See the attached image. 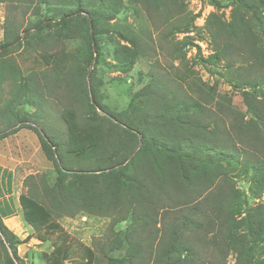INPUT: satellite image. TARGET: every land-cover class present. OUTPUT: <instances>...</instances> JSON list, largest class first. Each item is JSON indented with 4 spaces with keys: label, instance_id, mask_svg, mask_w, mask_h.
Listing matches in <instances>:
<instances>
[{
    "label": "trees",
    "instance_id": "trees-1",
    "mask_svg": "<svg viewBox=\"0 0 264 264\" xmlns=\"http://www.w3.org/2000/svg\"><path fill=\"white\" fill-rule=\"evenodd\" d=\"M17 1L20 8H36L35 15L43 8L47 14L23 30L27 32L23 40L22 25L6 18L0 44V54L4 56L0 77L9 65L4 58L10 49L23 47L38 52L43 45L56 41L85 40L81 49L56 58L51 55L44 73L47 81L63 86L70 101L69 108L61 112L67 126L65 137L42 121L47 102L35 81L37 74L28 77L23 85H14L7 100L0 93V140L22 129L32 130L57 174L53 186L45 177L43 180L52 209L32 196L19 195L24 223L39 242L52 247L51 252L43 253L45 263L206 264L198 250L213 244L223 264L230 251L236 255L235 264H264V157L241 156L234 141L211 129L212 122L205 119L207 105L230 104L231 99L219 97L217 86L196 75L185 83L189 95L168 92L169 85L150 72L148 85L132 96L126 109L112 110L106 102L103 77L112 71L126 74L138 60L149 57L155 50L153 28H167L166 39L195 29L200 15L189 10L190 0ZM202 1L215 10L197 33L203 40L209 35L214 54L202 57L194 39L185 38L175 43V57L185 61L188 47L193 46L205 65L217 66L226 60L231 69L234 63L229 61L230 55L236 50L239 55L247 51L248 61L264 70V0ZM232 6L231 19L227 21L224 16ZM140 9L146 12L150 25L142 23L135 28L126 16L132 14L140 19ZM115 20L120 21L119 30L101 29V21ZM2 82L0 79V85ZM236 85L247 89L243 93L251 119L246 120L245 114L239 116L235 128L238 132H254L250 141L264 148V72ZM258 99L261 105L254 102ZM26 105L36 107L35 114L28 113ZM250 147L255 149L254 144ZM75 164L78 167L74 171ZM236 179L250 183V194L237 188ZM7 183L11 188V175ZM173 198V223L155 249L156 232L148 231L149 240L145 242L139 230L143 233L156 225L163 200ZM257 200L260 201L255 207ZM53 210L69 218L81 213L107 217L117 214L112 227L127 221L132 226L116 232L107 248L95 252L74 240L55 219ZM13 213V209L9 214L0 209L1 264H16L10 250L20 264H25L18 253L24 242L5 224ZM191 232L194 240L187 236ZM123 249V257L113 256Z\"/></svg>",
    "mask_w": 264,
    "mask_h": 264
},
{
    "label": "rangeland",
    "instance_id": "rangeland-1",
    "mask_svg": "<svg viewBox=\"0 0 264 264\" xmlns=\"http://www.w3.org/2000/svg\"><path fill=\"white\" fill-rule=\"evenodd\" d=\"M201 1L202 0H192L189 10L195 13L202 10L203 17L205 18L208 14L214 12V9L207 6L205 3H203V5ZM232 8L233 6L226 10L224 19L227 21L231 19L229 15L231 14ZM35 9L36 8H29V6L24 5L20 8V4H18L17 0H8L6 3H0V44H2L4 40V24L6 18L9 17L10 20H15L16 23L22 25L21 37L23 40L27 34V32H23V30L36 23L38 20H41V18L47 14L46 9L43 8L39 11L40 13L38 15H35ZM25 10H27V13ZM140 11V19L132 14L126 16L127 21L135 28H139L142 23L149 24L147 16L145 15L146 12H143L141 9ZM153 18L154 17L151 18L152 20L150 19V22L153 21ZM156 23L157 26L160 25L159 21H156ZM119 24V20L111 22L101 21L100 27L102 30L114 32L120 29ZM204 24L205 22L203 20L196 21L194 30H191L188 34L177 33L173 39L165 38L168 31L167 28H153L152 36L155 50L152 51L149 57L138 60L134 68L126 74L112 71L106 73L103 77L106 102L111 106L112 110L122 111L126 109L129 106L132 96L148 85L150 79L148 73L150 72H153V74L163 79L169 85L168 92L174 91L176 93L189 95L186 90L187 81L196 75V77L201 78L204 82H210L214 86H217L219 97L227 96L231 99L230 104H228L229 102L227 101L221 105H219L218 102L207 105L205 119L206 122H212L211 129L218 130L226 138L234 141L238 150L241 151V156L243 153L248 157H252L254 154L264 157V152L262 151L264 148L261 144L259 142L250 141V137L255 136L254 132H238V128H235V125H239L240 119L237 120L239 116L242 118L241 115L245 114L246 120L251 119V115L246 113L248 107L244 99L245 93H243L247 89L241 90L235 87L237 86L236 83L241 80L258 77L264 72L263 68L255 67L251 61H248L247 51L239 55L236 50V53L233 52L230 55L229 61L234 63L231 69L228 68V62L226 60L219 63L217 66L205 65L199 60L200 57L197 54L198 49L193 46L188 47V52L183 62L178 60V58L175 57L176 54L173 53L175 43L182 42L185 38L194 39L196 44L197 42H201L197 40H202L204 37H199L197 28H202ZM46 32L47 31H43V33ZM206 39L210 42V47H207L206 42L199 43V45L202 44L203 46L200 45L204 52L201 56L204 58H208L210 54H214L213 45L211 43L212 39L209 35H206ZM231 43H233V41H231ZM84 45L85 40L74 38L67 41H56L49 46L43 45L38 52L25 50L23 47L10 49L8 56L4 58L9 65L5 73L2 74L3 77H0L3 81L0 85L2 99L7 100L10 97V94L14 90V85H23L28 77L37 74L35 81L37 80V83L40 85V90L45 95L47 102L46 107L41 113L43 117L42 121H46L48 128H51L55 133L65 137L67 134V126L61 119V112L69 108L70 101L63 86H55L53 83L47 81L44 73L47 68V60L48 62L51 61V55L56 58V56L62 53L81 49L85 47ZM0 51L2 52V49ZM3 57L4 56L0 54V61ZM91 70L93 73L94 62L93 65H91ZM0 72L3 73V67H0ZM193 72H195V74H193ZM15 78L16 80H14ZM195 84L196 83L193 85V90L195 89ZM248 92H251L250 89H248ZM192 94L196 96L194 91H192ZM171 95L172 94H169V96ZM203 96L204 95H202V98ZM25 98L27 99L28 97ZM219 101L222 103L220 99ZM2 102H0V107H2ZM254 102L261 105L258 103L260 102L259 99L254 100ZM26 110L33 115L37 109L34 106L26 105ZM40 144L38 135L29 129H22L18 133L0 140V178L3 177V181H5L6 178L9 179L11 175L13 180L12 193L10 192V187L9 191L5 188L4 193L0 188V196L3 198L0 201V209L3 211L5 210L9 214L12 212L10 202L12 206H15V215L11 218H6L5 224L24 242V244L18 247V253L25 264H46L43 260V253H49L52 250L49 243L39 242L35 238L32 229L24 223L18 202L19 195L23 193L34 197L40 203L52 209L45 195L43 180L45 177L49 185L53 186L57 174L53 165L44 156ZM251 144H254L255 149L250 147ZM77 167L78 166L75 164L73 170H77ZM235 181H237V188L250 194V183L247 180L236 179ZM10 193L11 197L9 202L5 196ZM249 202H252V200L250 199ZM255 202L256 204H253V206L256 207L259 200ZM162 204L163 208L157 216L156 225L146 229L143 233L142 230H139L140 228H138V226L133 225L134 229L139 230V234L142 235V239L145 242L149 240L148 231L152 230L156 232L155 243L157 244L154 245L155 249L159 246L158 241L162 239L165 234H168V226L173 223L172 217L175 214L174 207L176 205V198L163 200ZM53 215L74 240L87 247H91L95 252H101L102 249L107 248V244L115 240L116 232H124L132 226L130 225V221H127L112 227L113 219L118 216L117 214L107 217L81 213L73 218H69L60 217L57 215L56 211L53 210ZM190 235L192 236L191 240H194V234L191 232L187 236ZM210 238L212 237L208 239ZM125 249L119 253H113V256L123 257L126 253ZM198 252L202 254V262H206V264H210V262L216 264V261H218L219 264L224 263L223 258L218 252V248L213 244L206 248H200ZM2 262L3 257L0 256V264ZM235 262L236 255L230 251L226 259V264H235Z\"/></svg>",
    "mask_w": 264,
    "mask_h": 264
},
{
    "label": "crops",
    "instance_id": "crops-1",
    "mask_svg": "<svg viewBox=\"0 0 264 264\" xmlns=\"http://www.w3.org/2000/svg\"><path fill=\"white\" fill-rule=\"evenodd\" d=\"M12 184H13V180H12ZM12 184H11V188H10V192H11V193H12V191H13ZM0 188H1V190H2L3 193H4V189H5V188H6V190L9 191V186H8V183H7V178H6L5 181H3V177L0 178ZM11 193H10L9 195L5 196V197L8 199L9 202H10ZM2 199H3V198L0 196V201H1ZM18 202H19V198H18ZM10 205H11L13 211H14V213H13L12 216H14L15 213H16L15 206H14V205L12 206V203H11V202H10ZM19 207H20V205H19ZM16 208H17V207H16ZM20 209H21V208H20ZM12 216H10V217H8V218H11ZM5 221H6V219H5Z\"/></svg>",
    "mask_w": 264,
    "mask_h": 264
},
{
    "label": "built area",
    "instance_id": "built-area-1",
    "mask_svg": "<svg viewBox=\"0 0 264 264\" xmlns=\"http://www.w3.org/2000/svg\"><path fill=\"white\" fill-rule=\"evenodd\" d=\"M191 1L192 0H190V4H191ZM202 2V4H203V1H201ZM204 5V4H203ZM207 6H210L211 8H213L214 9V7L213 6H211V5H209V4H206ZM190 6V5H189ZM215 10V9H214ZM195 15H200L198 18H197V20L196 21H199V20H203L204 22H206V19H207V17L208 16H206L205 18L203 17V12H202V10L201 11H199V12H197V13H195V12H193ZM209 15V14H208ZM205 25V24H204ZM204 27V26H203ZM202 27V28H203ZM197 41H201V42H203V43H205L206 42V45H207V47H210V42L209 41H207V40H197ZM201 42H197V44L195 43V41H194V43H195V45H197L198 47H200V49H201V54H203L204 52L202 51V48H201V46H202V44H200L199 45V43H201ZM203 47V46H202ZM197 49V48H196ZM211 55V54H210ZM260 201V200H259ZM263 201H264V197H263Z\"/></svg>",
    "mask_w": 264,
    "mask_h": 264
},
{
    "label": "water",
    "instance_id": "water-1",
    "mask_svg": "<svg viewBox=\"0 0 264 264\" xmlns=\"http://www.w3.org/2000/svg\"><path fill=\"white\" fill-rule=\"evenodd\" d=\"M92 65H93V63H92ZM91 73H92V70L90 71V73H89V75H88V81H90V75H91ZM93 102H94V101H93ZM10 252H11V250H10ZM11 255H12L13 259L15 260L16 264H20L19 261L16 260V258L14 257V255H13L12 252H11Z\"/></svg>",
    "mask_w": 264,
    "mask_h": 264
}]
</instances>
